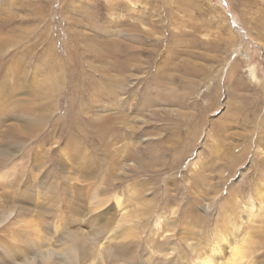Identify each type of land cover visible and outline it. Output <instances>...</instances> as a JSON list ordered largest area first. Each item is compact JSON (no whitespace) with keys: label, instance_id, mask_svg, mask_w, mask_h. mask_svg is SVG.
Wrapping results in <instances>:
<instances>
[{"label":"rangeland","instance_id":"rangeland-1","mask_svg":"<svg viewBox=\"0 0 264 264\" xmlns=\"http://www.w3.org/2000/svg\"><path fill=\"white\" fill-rule=\"evenodd\" d=\"M233 250L264 264V0H0V264Z\"/></svg>","mask_w":264,"mask_h":264},{"label":"bare ground","instance_id":"bare-ground-1","mask_svg":"<svg viewBox=\"0 0 264 264\" xmlns=\"http://www.w3.org/2000/svg\"><path fill=\"white\" fill-rule=\"evenodd\" d=\"M238 247H239V245L235 246L233 248L239 249ZM239 252H240V249H239ZM231 254L232 255H231V263L230 264H238V261L241 259V254L235 252L234 250H233V253L231 252ZM203 264H205V263H203Z\"/></svg>","mask_w":264,"mask_h":264}]
</instances>
